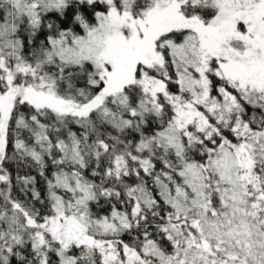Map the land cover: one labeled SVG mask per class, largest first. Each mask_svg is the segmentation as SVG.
<instances>
[{"label": "snow or ice", "instance_id": "snow-or-ice-1", "mask_svg": "<svg viewBox=\"0 0 264 264\" xmlns=\"http://www.w3.org/2000/svg\"><path fill=\"white\" fill-rule=\"evenodd\" d=\"M0 264H264V0H0Z\"/></svg>", "mask_w": 264, "mask_h": 264}]
</instances>
